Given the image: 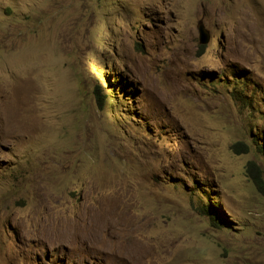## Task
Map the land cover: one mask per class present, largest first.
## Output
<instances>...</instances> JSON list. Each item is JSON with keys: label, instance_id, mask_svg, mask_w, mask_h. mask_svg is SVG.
Returning <instances> with one entry per match:
<instances>
[{"label": "rangeland", "instance_id": "rangeland-1", "mask_svg": "<svg viewBox=\"0 0 264 264\" xmlns=\"http://www.w3.org/2000/svg\"><path fill=\"white\" fill-rule=\"evenodd\" d=\"M129 240L264 264V0H0V264Z\"/></svg>", "mask_w": 264, "mask_h": 264}, {"label": "bare ground", "instance_id": "bare-ground-1", "mask_svg": "<svg viewBox=\"0 0 264 264\" xmlns=\"http://www.w3.org/2000/svg\"><path fill=\"white\" fill-rule=\"evenodd\" d=\"M118 211V210H117ZM114 213V212H113ZM109 216H110V214H109ZM113 216H114V214H113ZM116 216H117V214H116ZM98 217V216H97ZM109 218V217H108ZM117 218V217H116ZM121 218V217H120ZM99 219V218H98ZM111 219H112V217H111ZM119 219V218H118ZM122 219V218H121ZM129 219V218H128ZM128 219H126L125 217H124V219H122V221H120V222H122L120 225L122 226V225H125L126 224V222L128 221ZM120 220V219H119ZM102 221H107V220H102ZM117 221V220H116ZM93 223V222H92ZM91 223V224H92ZM96 223V222H95ZM103 223V222H102ZM128 223V222H127ZM107 224L108 225H110V224H114L115 225V222L114 223H112L111 221H109V222H107ZM98 225V224H97ZM116 225H117V223H116ZM129 225H130V223H129ZM104 226H106V225H104ZM117 226H119V225H117ZM95 228V227H94ZM118 228V227H117ZM79 231H80V229L79 228H76L75 229V231H74V234H76V235H78V233H79ZM87 231V230H86ZM88 231H90L89 229H88ZM87 231V232H88ZM93 232V231H92ZM89 233V232H88ZM132 233H133V231L130 229V231L128 232V233H126L125 234V238L127 239V237H128V235H129V237L132 235ZM99 235V234H98ZM78 237H80V236H78ZM81 238V237H80ZM89 238V237H88ZM86 239V238H85ZM121 242H123V241H121ZM102 244V243H101ZM103 245V244H102ZM104 245H105V243H104ZM113 247V246H112ZM118 249H119V251L118 252H120V257L121 258H123V259H125L127 262L128 261H130V263H134V264H138L139 262H140V258H141V254H142V250H141V248L136 244V242L135 241H133V240H129V241H125V243L123 242V244L121 245V244H118ZM116 247V248H117ZM114 251V250H113ZM140 264V263H139Z\"/></svg>", "mask_w": 264, "mask_h": 264}, {"label": "water", "instance_id": "water-1", "mask_svg": "<svg viewBox=\"0 0 264 264\" xmlns=\"http://www.w3.org/2000/svg\"><path fill=\"white\" fill-rule=\"evenodd\" d=\"M198 30H199V35H200V42L202 44L208 43L209 39H210L209 31L207 29H205V27L202 23H199Z\"/></svg>", "mask_w": 264, "mask_h": 264}, {"label": "trees", "instance_id": "trees-1", "mask_svg": "<svg viewBox=\"0 0 264 264\" xmlns=\"http://www.w3.org/2000/svg\"><path fill=\"white\" fill-rule=\"evenodd\" d=\"M206 213H210V211L208 210ZM213 222L215 225L218 224V222H220L217 218H212Z\"/></svg>", "mask_w": 264, "mask_h": 264}]
</instances>
